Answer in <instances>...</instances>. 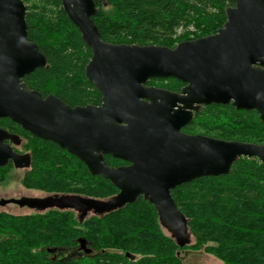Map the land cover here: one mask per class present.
I'll return each mask as SVG.
<instances>
[{"label":"water","instance_id":"95a60500","mask_svg":"<svg viewBox=\"0 0 264 264\" xmlns=\"http://www.w3.org/2000/svg\"><path fill=\"white\" fill-rule=\"evenodd\" d=\"M95 1L102 2L60 0L91 53L84 76L101 96L99 106L71 107L23 83L47 61L27 38L23 2L0 0V120L8 119L31 136L57 145L118 192L106 200L50 195L9 202L38 212L73 211L82 220L142 197L153 206L161 229L183 248L191 243V235L170 192L196 179L228 175L240 158L264 164V145L181 131L200 107L209 105L255 111L264 122V0H232L213 35L173 48L103 41L92 20ZM168 78L184 86L170 92L146 85L151 79ZM19 144L16 135L0 127V168L9 163L14 169L29 168V156L12 149ZM104 156L127 165L111 168ZM79 243L86 251L83 241Z\"/></svg>","mask_w":264,"mask_h":264},{"label":"trees","instance_id":"16d2710c","mask_svg":"<svg viewBox=\"0 0 264 264\" xmlns=\"http://www.w3.org/2000/svg\"><path fill=\"white\" fill-rule=\"evenodd\" d=\"M21 1L27 38L47 61L23 83L71 107L99 106L100 93L84 76L91 53L60 0ZM232 5V0H102L95 1L92 20L107 43L173 48L213 35L225 21L224 9ZM146 85L170 92L184 86L171 78L151 79ZM0 127L20 139L13 151L29 156L23 188L95 200L117 194L109 181L91 175L57 145L31 136L8 119H1ZM181 131L264 145V122L257 113L236 111L231 105L200 107ZM104 161L111 168L127 165L110 156ZM12 169L11 163L0 168V186ZM170 193L193 241L182 249L203 250L221 264H264V164L240 158L228 175L196 179ZM182 249L161 229L153 206L142 197L82 220L73 211L56 209L20 216L0 212V264H182Z\"/></svg>","mask_w":264,"mask_h":264},{"label":"rangeland","instance_id":"374dc122","mask_svg":"<svg viewBox=\"0 0 264 264\" xmlns=\"http://www.w3.org/2000/svg\"><path fill=\"white\" fill-rule=\"evenodd\" d=\"M190 31V29L188 30ZM180 34V32H178ZM19 146H14L19 149ZM26 169H12L5 180V182L0 186V203L5 202V204L0 205V212L11 214V215H29L34 213H41L34 209H29L27 207H20L13 203H10L11 200H20V199H44L50 195L43 193L37 190H28L22 187L21 178ZM44 212V211H43ZM93 217L92 213H89L86 218ZM193 244L191 243L189 246ZM182 249V248H181ZM179 257L182 261V264H221L213 256L204 253L203 250L194 251V250H185L182 249L179 251Z\"/></svg>","mask_w":264,"mask_h":264},{"label":"flooded vegetation","instance_id":"af4514ba","mask_svg":"<svg viewBox=\"0 0 264 264\" xmlns=\"http://www.w3.org/2000/svg\"><path fill=\"white\" fill-rule=\"evenodd\" d=\"M149 87H154V86H149ZM155 88H158V87H155ZM77 215V214H76Z\"/></svg>","mask_w":264,"mask_h":264}]
</instances>
